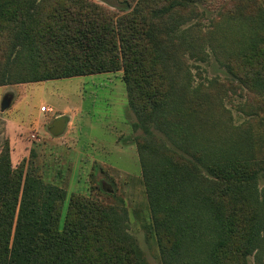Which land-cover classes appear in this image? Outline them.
Here are the masks:
<instances>
[{
    "label": "trees",
    "instance_id": "trees-1",
    "mask_svg": "<svg viewBox=\"0 0 264 264\" xmlns=\"http://www.w3.org/2000/svg\"><path fill=\"white\" fill-rule=\"evenodd\" d=\"M220 1L0 0V87L121 73L162 264H248L264 248V162L251 139L209 141L198 128L208 98H189L172 72L185 40L175 32L198 15L197 4ZM248 1L255 7L237 4L217 30L222 41L234 34L230 74L248 94L264 95V12ZM37 171L24 160L13 167L4 143L0 264H148L123 207L73 194L61 226L66 191Z\"/></svg>",
    "mask_w": 264,
    "mask_h": 264
},
{
    "label": "rangeland",
    "instance_id": "rangeland-1",
    "mask_svg": "<svg viewBox=\"0 0 264 264\" xmlns=\"http://www.w3.org/2000/svg\"><path fill=\"white\" fill-rule=\"evenodd\" d=\"M254 1L264 12V0ZM237 4L253 5L248 0H221L212 8L197 4L198 15L175 32L185 40L179 42L172 72L189 98L198 93L208 98L198 128L209 141L251 139L249 148L257 161L264 162V108L259 107L264 95L248 94L230 74L226 64L234 34L227 33L222 41L217 30L231 23L229 14ZM121 77L119 72L0 87V109L4 100L10 102L0 110V150L7 141L13 167L23 160L31 162L44 182L66 191L61 226L73 194L118 204L127 212L128 233L146 262L162 264L134 141L141 133L132 130L135 117L128 109ZM42 107L50 112H40ZM59 118L67 121L63 134L56 137L49 125ZM151 133L175 151L163 133L154 128ZM198 168L210 179L204 168ZM257 181L264 203V173ZM247 261L264 264V248Z\"/></svg>",
    "mask_w": 264,
    "mask_h": 264
},
{
    "label": "water",
    "instance_id": "water-1",
    "mask_svg": "<svg viewBox=\"0 0 264 264\" xmlns=\"http://www.w3.org/2000/svg\"><path fill=\"white\" fill-rule=\"evenodd\" d=\"M10 102L9 100L7 101H3L2 104H1V111H3L5 108H7L9 106ZM66 119L65 118H59L57 120H55V122H53L52 124H50V129L49 131L51 132V134L53 136H60L64 130H65V127H66Z\"/></svg>",
    "mask_w": 264,
    "mask_h": 264
},
{
    "label": "built area",
    "instance_id": "built-area-1",
    "mask_svg": "<svg viewBox=\"0 0 264 264\" xmlns=\"http://www.w3.org/2000/svg\"><path fill=\"white\" fill-rule=\"evenodd\" d=\"M41 111L44 112V113H49V112H50L49 109H46V108H44V107L41 108Z\"/></svg>",
    "mask_w": 264,
    "mask_h": 264
},
{
    "label": "crops",
    "instance_id": "crops-1",
    "mask_svg": "<svg viewBox=\"0 0 264 264\" xmlns=\"http://www.w3.org/2000/svg\"><path fill=\"white\" fill-rule=\"evenodd\" d=\"M40 112H42L41 109H40ZM42 113H44V112H42ZM49 126H50V125H49ZM64 131H65V130H64ZM62 134H63V133H62ZM62 134H61V135H62Z\"/></svg>",
    "mask_w": 264,
    "mask_h": 264
}]
</instances>
